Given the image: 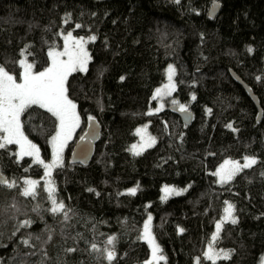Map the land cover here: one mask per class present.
<instances>
[{"label": "trees", "instance_id": "trees-1", "mask_svg": "<svg viewBox=\"0 0 264 264\" xmlns=\"http://www.w3.org/2000/svg\"><path fill=\"white\" fill-rule=\"evenodd\" d=\"M213 2L220 7L210 19ZM69 31L96 36L87 41V71L71 73L66 83L80 126L50 175L30 156H19L15 144L0 148V172L16 184L0 185V264H144L150 249L140 235L147 215L164 256L158 264H213L203 256L209 243L230 254L215 264H260L264 0H0V65L20 79L18 61L27 48L25 57L42 71L49 50L60 48L61 33ZM168 65L175 68L172 95L193 113L188 125L169 111L171 105L152 110ZM231 70L256 95L259 120ZM90 116L100 125L92 157L86 164L69 163ZM20 121L47 162L56 118L33 105ZM144 124L155 143L135 155L131 147ZM244 157L257 163L231 181H217L214 173L224 159ZM27 180L38 182L34 196L22 195ZM49 181L67 219L50 211ZM165 184L186 191L163 200ZM227 204L234 206L235 224L222 219ZM25 220L31 225L20 227ZM216 222L222 227L213 242ZM109 237L116 238L113 245ZM107 251L114 252L111 262Z\"/></svg>", "mask_w": 264, "mask_h": 264}, {"label": "snow or ice", "instance_id": "snow-or-ice-1", "mask_svg": "<svg viewBox=\"0 0 264 264\" xmlns=\"http://www.w3.org/2000/svg\"><path fill=\"white\" fill-rule=\"evenodd\" d=\"M179 2V0H177ZM68 23V20H65ZM81 25L77 24L76 28H80ZM90 41H95L96 36H91L88 38ZM85 40L83 37L76 39L73 37L72 32H68L64 36L63 51L57 52L55 50H50L48 56L51 58V64L43 71L34 72V65L28 63L27 59H21L18 61L20 67H22L23 72L20 74L21 82H17L16 77L11 75L3 65H0V133L4 135L0 137L4 142L0 143V148H4L6 144H18L20 146L21 156H35L36 162L42 164L46 170L45 175H50V169L54 167H59L61 165V153L63 148L67 144V141L71 139L73 131L79 126L80 117L76 112V104L69 98L68 89L66 87L68 76L76 71H87V64L90 60V56L85 48ZM252 49L249 48V52ZM27 48L22 50L20 55L25 56ZM30 54V53H29ZM61 57H67V59H62ZM175 69L172 66L168 68V80L169 83L165 85V89H157L156 96L159 97L162 92L164 94H170L171 90L174 89L172 84V77L174 75ZM124 77H121L123 80ZM259 79V77L257 78ZM193 100L196 99L195 96L192 97ZM173 103H176L173 101ZM33 105H38L41 108H46L48 112L52 114L58 121V131L56 135L52 137V150L53 159L49 164L44 163L39 157V148L33 144L24 135L22 131V125L20 121L21 114ZM180 111L186 112L187 108L184 105H180ZM159 111V109H157ZM151 114V113H149ZM90 119H94L90 117ZM231 127V125H228ZM146 127L143 129H137V135H141V139L147 146H152L155 143V138L147 137L145 139ZM132 151L135 155H140V151L137 150V145L132 146ZM245 163L240 164L239 161H225L220 168L214 173L220 178L221 183H226L231 181L237 173L242 171L244 168H249L256 164L257 161L254 158L245 157ZM37 181L27 180L25 181L26 187L24 188L22 195L24 196H34L36 194ZM48 196L51 200L52 207L50 211L53 214L63 212L65 219L68 218L67 212L64 211L65 205L62 201L58 202L55 196V188L51 185V181L48 182ZM0 185H6L8 188H13L16 186L15 181L9 182L6 178L0 174ZM89 191H93L89 189ZM165 195L162 199H167L171 194L179 195L182 191H177L176 189L165 186L163 189ZM136 189H130L131 194H135ZM227 203V202H226ZM14 207V206H13ZM234 206L228 204L225 209V220H231V223H237V220L233 217ZM151 216L144 224V231L141 239L145 240L151 248V259L146 261L145 264H154L160 260H163L162 255H158L161 249L156 244L155 237L152 235L150 222ZM31 225V221L25 220L20 227H27ZM222 227V222H218L216 225V234L213 235L212 241L214 242L218 238V234ZM183 231V229H181ZM51 239V237H49ZM115 237H109L107 244L113 245ZM28 244V240L23 241ZM93 250H97L95 244L92 245ZM69 252H74L76 249L70 248ZM204 256L213 261L219 258L228 259L230 254L227 252L218 253L214 251L212 244L209 245L208 251L204 253ZM107 260L111 262L114 258L113 251H107ZM197 264H200L199 259ZM264 264V260H262Z\"/></svg>", "mask_w": 264, "mask_h": 264}, {"label": "rangeland", "instance_id": "rangeland-1", "mask_svg": "<svg viewBox=\"0 0 264 264\" xmlns=\"http://www.w3.org/2000/svg\"><path fill=\"white\" fill-rule=\"evenodd\" d=\"M69 32H71V31H69ZM67 33L68 32H62L61 33V38H62V46L60 47V48H52V49H50V50H55V51H57V52H62L63 51V45H64V36L65 35H67ZM72 35H73V37L74 38H76V39H79L80 37H82V36H77V35H75V34H73L72 33ZM84 38V40H85V48H86V50H87V52H88V48H87V41H88V39L87 38H85V37H83ZM49 50V51H50ZM89 54V53H88ZM26 57L25 56H22L21 57V59H25ZM62 59H67V57H61ZM20 59V60H21ZM27 59V58H26ZM27 62L28 63H31V62H29V60H27ZM50 64H51V58L49 57V65L48 66H50ZM47 66V67H48ZM169 66H172V65H168L165 69H164V81L159 85V86H157L156 88H155V90H154V96H156V90L157 89H165V85H167L168 83H169V80H168V68H169ZM46 67V68H47ZM172 68H174L173 66H172ZM175 69V68H174ZM21 70H22V72H23V69H22V67H21ZM33 71L34 72H39V71H36L34 68H33ZM43 71V70H42ZM174 74H175V72H174ZM17 79V78H16ZM17 82L19 83V82H21V79H17ZM172 84L174 85V75H173V77H172ZM173 101H175L176 103H173ZM173 104H177L178 106H179V108H180V105H183V104H181L173 95H172V90H171V92H170V94H164V92H162V94L159 96V97H157V98H155V102H154V108L152 109V110H157V109H161V108H163V107H168L169 105H173ZM76 112H77V114L79 115V113H78V111H77V109H76ZM80 117V116H79ZM81 121V120H80ZM79 126H80V123H79ZM79 126L78 127H76L75 128V130L73 131V134H72V137H71V139H69L68 141H67V144L65 145V147L63 148V151H62V153H61V162H62V160H63V156H64V153H65V151H66V148H67V146H68V144L71 142V141H73L74 139H75V136L77 135V131H78V129H79ZM146 127V133L144 134L145 135V139L147 138V137H153V135L150 133V131H149V129H148V127H147V125L146 124H144V125H141V126H139L137 129H143V128H145ZM23 131V130H22ZM58 131V121H57V125H56V129H55V131H54V133H53V135L51 136V138H50V146H51V153H50V158H49V160L47 161V162H44V163H46V164H49V163H51L52 162V159H53V150H52V137L53 136H55L56 135V132ZM136 134H137V130H136ZM4 134L3 133H0V137H2ZM25 135V134H24ZM154 138V137H153ZM29 140V139H28ZM4 141L2 140V139H0V143H3ZM16 145V149H17V153H18V155L19 156H21L20 155V146L18 145V144H15ZM133 145H137V150L138 151H141V150H143V149H145V148H147V147H149V146H147V145H145L144 144V141L141 139V135H137V139H136V142L133 144ZM132 145V146H133ZM132 148V147H131ZM34 161H36V157L35 156H30ZM39 157H40V153H39ZM245 158V157H244ZM244 158H242V159H224L219 165H218V167L216 168V170H215V172L217 171V169L218 168H220V166L221 165H223L224 164V162L225 161H239L240 162V164L241 165H243V163H245V160H244ZM249 158H253V157H249ZM40 159H41V157H40ZM43 168H44V166H43ZM53 169V168H52ZM52 169H50V172L52 171ZM44 172H46V170H45V168H44ZM216 179H217V181L219 182V183H221L220 182V178L216 175ZM165 186H168V187H170V188H173V189H176L177 191H180V190H184L185 188H179V187H176V186H173V185H170V184H165V185H163L162 186V188H161V199H162V197L165 195V193H164V191H163V189L165 188ZM172 195V194H171ZM170 196V195H169ZM164 200V199H163ZM227 206H228V204L225 206V209L227 208ZM150 215H147L146 217H145V220H144V223H143V227H142V230H141V235L140 236H142V234H143V231H144V224H145V222L148 220V217H149ZM225 216H226V213H225V210H224V214H223V217H222V219H224L225 218ZM225 220V219H224ZM217 223L218 222H216V225H217ZM216 225H215V227H216ZM150 227H151V232H152V225H151V222H150ZM152 235L154 236V234H153V232H152ZM155 241H156V244L158 245V243H157V240H156V238H155ZM148 244V243H147ZM211 243H209L208 245H207V247H206V249H205V251H204V253L206 252V251H208V248H209V245H210ZM148 246H149V244H148ZM159 246V245H158ZM213 246V245H212ZM160 248V247H159ZM213 248H214V251L215 252H218V253H223V252H227V251H223V249H220V248H217V247H215V246H213ZM149 249H150V257H149V260L151 259V248H150V246H149ZM204 253H203V256H204ZM158 255H162L161 253H159ZM163 256V255H162ZM164 257V256H163ZM262 260H264V253L262 254V256H261V259H260V264H262ZM160 261H162V260H160ZM145 264V263H144Z\"/></svg>", "mask_w": 264, "mask_h": 264}, {"label": "water", "instance_id": "water-1", "mask_svg": "<svg viewBox=\"0 0 264 264\" xmlns=\"http://www.w3.org/2000/svg\"><path fill=\"white\" fill-rule=\"evenodd\" d=\"M219 7L220 4L218 2L212 3L208 10V17L210 19H213L215 17L219 10ZM230 75L236 83L241 85L246 90L248 96L250 97V99L258 110L257 119L259 120L261 116V109L256 95L252 92L251 88L234 71L231 70ZM168 109L171 113L176 114L186 125L190 124L193 120V113L189 109H187L186 112H182L179 110L180 108L177 104L169 106ZM90 117L86 119V126L83 133L80 135V137L76 139V141L71 147V150L68 155L69 163L86 164L92 157L94 144L100 134V125L95 117H92L94 119H90ZM0 174L2 173L0 172ZM2 176L4 177L3 174Z\"/></svg>", "mask_w": 264, "mask_h": 264}, {"label": "bare ground", "instance_id": "bare-ground-1", "mask_svg": "<svg viewBox=\"0 0 264 264\" xmlns=\"http://www.w3.org/2000/svg\"><path fill=\"white\" fill-rule=\"evenodd\" d=\"M85 126H86V125H85ZM84 129H85V128H84ZM83 131H84V130H83ZM83 131H82V133H83ZM82 133H81V134H82Z\"/></svg>", "mask_w": 264, "mask_h": 264}]
</instances>
